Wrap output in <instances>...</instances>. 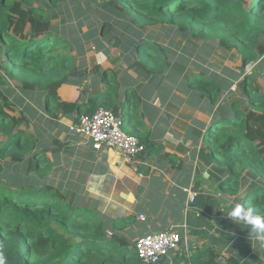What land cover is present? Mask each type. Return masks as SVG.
I'll return each mask as SVG.
<instances>
[{
    "label": "trees",
    "instance_id": "1",
    "mask_svg": "<svg viewBox=\"0 0 264 264\" xmlns=\"http://www.w3.org/2000/svg\"><path fill=\"white\" fill-rule=\"evenodd\" d=\"M57 1L51 0L55 11ZM95 1H105L109 10L123 14L127 20L133 36L115 47L138 81L163 90L169 87L165 82L170 80L173 86L190 90L188 101L193 105L199 106L206 99L214 107L202 139L211 160L227 171L218 187L237 195L243 173L252 172L262 184L251 188L241 203L264 213V89L256 85L254 73L244 75L238 84L245 99L221 96L222 84L209 70L191 69L186 63L176 62L170 46L142 32L156 25L175 26L196 46L194 38L232 49L241 59L243 74L247 65H258L264 59V0ZM35 3L36 0H0V88L10 84L36 93L34 99L54 119L62 113L78 122L82 115H92L99 108L116 114L120 109L136 111L132 87L126 92L125 103L120 100L128 76L121 82L118 72L80 63L79 56L86 51L75 54L72 41L63 35L65 30L53 24L51 11ZM106 24L107 21L102 23L101 34L95 40L97 50L106 46ZM78 31L83 37V32ZM91 70L95 73L89 83ZM85 80L87 85L77 101L61 100L58 89L63 84L76 82L83 86ZM87 86L95 91L89 93ZM13 104L0 89V252L7 264H145L136 243L131 244L127 236L115 231L123 223L121 219H114L115 229L109 231L107 216L75 199L69 200L66 191L49 182L52 163L47 156V142L28 116ZM130 120L131 117L123 119L122 126L145 146L141 156L152 152L160 143L139 131L142 120L127 130ZM13 163H25L29 177L6 179L5 168ZM181 244L185 246L184 234ZM178 250L174 264H181V260L221 264L213 247L190 257L186 256L187 248ZM229 261L239 264L233 258ZM169 263L167 256L157 264Z\"/></svg>",
    "mask_w": 264,
    "mask_h": 264
},
{
    "label": "crops",
    "instance_id": "2",
    "mask_svg": "<svg viewBox=\"0 0 264 264\" xmlns=\"http://www.w3.org/2000/svg\"><path fill=\"white\" fill-rule=\"evenodd\" d=\"M112 48L110 44L101 50L94 48L98 54L102 53L103 59L94 51H86L79 56V62H86L90 68L101 65L118 72L120 80L128 76L127 85L121 80L120 100L125 103L126 92L132 87L138 105L136 111L120 109L123 119L131 117L126 129L131 131L135 122L142 120L143 128H138L139 131L160 144L152 152L127 162L118 149L109 146L97 149L90 138L72 132V116L59 113V118H51L42 110V104L29 98L32 101L27 102L29 112L39 118L33 124L49 147L47 156L52 163L49 182L66 191L69 200L75 199L102 212L109 218L111 229H115L113 220L121 219L123 223L115 231L129 240L176 230L184 234L182 247L188 249L187 257L213 247L221 264H231L229 258L239 264H264V236L251 234L249 226L226 215L229 205L241 203L248 192L242 195L241 189L238 197L239 193L233 196L218 187L227 171L211 160L203 144L204 127L210 121L206 107L188 102L189 89L172 85L171 89L162 90L138 81L135 72L127 70L120 49L113 54ZM84 82L83 86L76 82L63 84L58 89L61 100L77 101L81 89L87 85ZM165 84L169 85L168 81ZM87 89L89 93L95 91L89 86ZM26 93L22 91L19 96L28 99ZM174 158L178 160L172 161ZM177 254L169 264H173ZM180 263L198 264L188 260Z\"/></svg>",
    "mask_w": 264,
    "mask_h": 264
},
{
    "label": "rangeland",
    "instance_id": "3",
    "mask_svg": "<svg viewBox=\"0 0 264 264\" xmlns=\"http://www.w3.org/2000/svg\"><path fill=\"white\" fill-rule=\"evenodd\" d=\"M57 4V11H55L51 0H36L35 3V5H39L51 11L53 24L59 29L65 30L63 35L66 36V39L72 41L74 47L73 52L75 54H78V52L81 51L95 52V40L101 34V25L104 21H107V24L104 27L105 31L103 30L105 32V35H103V41H107L106 44H110L111 47H114L111 49V51L113 50V54L118 53V49L115 45L126 42L128 38L133 36L132 31L128 29V23L123 14L109 10L105 1L58 0ZM79 29L83 32V37L80 36ZM88 29H92V31L84 32ZM107 30L108 32H106ZM142 32L144 36H152L161 43L165 45L167 44L168 47L170 46L173 50V56L175 57L176 62L186 63L191 69H197L196 67H198L199 69L203 68L209 70L210 73H212L222 84L223 93L221 96H228L230 99H232V97L245 99L241 89L237 87L244 75L252 73H254L253 75L256 77V85L261 86L264 89V59L258 65L257 62L247 65L245 67L246 73L244 72L241 74V59L239 56L234 55L232 49L224 48L219 44L210 41L206 44L205 42H202V40L199 41L194 38L193 40L198 41L196 42L198 43L196 46L189 42L188 35L181 34L175 26L156 25L147 27V30H142ZM95 53L99 59H103L101 52L100 54H98V52ZM94 61L95 59L92 60L91 65H94ZM94 73L95 71L91 70L90 74L87 76L88 81L92 80ZM208 75L210 74L208 73ZM238 75L239 77L237 78ZM168 84L170 85L168 88L171 89L173 83L168 80ZM0 89L10 100L13 101V106L15 105L17 108L21 107L26 110L24 113L30 115V118H28L32 123L35 122L34 120L39 121L37 116L32 115V113L29 112L30 108L27 106V102L29 103L31 98L34 99L37 97L36 93L31 94V92H27L26 96L28 99H24L19 96V93H22V90L15 89L10 84L7 87H1ZM202 106L207 109V121L211 120L210 118L213 114L211 112L214 111V107H212L206 99L202 102ZM42 110L44 111V109ZM11 112L14 113L13 110H11ZM26 167L25 163H13L7 166L5 168V178L8 180H13L15 178H28L29 174L26 172ZM258 184H262L260 179H258L252 172L246 170L242 176V195L249 192L251 188ZM241 193H239L238 197H240ZM108 228L109 231L112 232V229L110 227ZM108 236H111V234L108 233ZM130 240L131 244L137 242V238H130ZM179 249H183L182 244ZM176 252L177 250L170 252L168 255L169 261L175 256ZM172 262L174 264V260H172Z\"/></svg>",
    "mask_w": 264,
    "mask_h": 264
},
{
    "label": "built area",
    "instance_id": "4",
    "mask_svg": "<svg viewBox=\"0 0 264 264\" xmlns=\"http://www.w3.org/2000/svg\"><path fill=\"white\" fill-rule=\"evenodd\" d=\"M122 125V115L99 108L92 115H82L78 122L71 124L70 130L90 138L97 149L103 146L118 149L124 159L131 162L142 154L145 146ZM191 200H195V194L191 195ZM182 241L181 232L163 230L140 237L136 242V249L143 262L158 263L171 251L178 250Z\"/></svg>",
    "mask_w": 264,
    "mask_h": 264
},
{
    "label": "clouds",
    "instance_id": "5",
    "mask_svg": "<svg viewBox=\"0 0 264 264\" xmlns=\"http://www.w3.org/2000/svg\"><path fill=\"white\" fill-rule=\"evenodd\" d=\"M226 215L235 222H243L249 226L251 234L264 236V213H258L252 207H245L243 203H232ZM0 264H7L3 252H0Z\"/></svg>",
    "mask_w": 264,
    "mask_h": 264
},
{
    "label": "water",
    "instance_id": "6",
    "mask_svg": "<svg viewBox=\"0 0 264 264\" xmlns=\"http://www.w3.org/2000/svg\"><path fill=\"white\" fill-rule=\"evenodd\" d=\"M78 238V237H77ZM78 240L80 241L81 239L80 238H78ZM162 259H165V257H163Z\"/></svg>",
    "mask_w": 264,
    "mask_h": 264
}]
</instances>
